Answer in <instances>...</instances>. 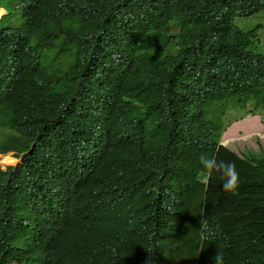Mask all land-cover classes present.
<instances>
[{
  "label": "trees",
  "instance_id": "obj_1",
  "mask_svg": "<svg viewBox=\"0 0 264 264\" xmlns=\"http://www.w3.org/2000/svg\"><path fill=\"white\" fill-rule=\"evenodd\" d=\"M0 6V153L22 154L0 167V264H264V140L218 144L239 111L264 124L238 25L264 0ZM201 154L236 163L235 195Z\"/></svg>",
  "mask_w": 264,
  "mask_h": 264
},
{
  "label": "clouds",
  "instance_id": "obj_2",
  "mask_svg": "<svg viewBox=\"0 0 264 264\" xmlns=\"http://www.w3.org/2000/svg\"><path fill=\"white\" fill-rule=\"evenodd\" d=\"M0 8L4 10V13L0 15V18H1L2 16H5L6 10L2 6H0ZM17 22L18 20L14 19L13 23L15 24ZM113 60H117L118 62V58L115 54L113 55ZM233 120H237V119H233ZM231 121L226 123L219 137L218 144L222 146H227L233 142H236V140H239V139H246V138H241V137L245 136L247 133L245 132L244 135H240L241 130H237L234 127H231L232 125ZM235 132H237L238 134L237 136L234 135ZM258 138L260 140H264V133L261 136H258ZM8 153H11L12 157H14L15 159H19L17 162H19L22 157V154L19 156H14L13 152H10V151L3 153V154H8ZM236 153H237V150H236ZM3 154L0 153V155H3ZM199 161L204 169L203 175L199 177V180L201 183L208 185L210 181L212 180V178L218 175L220 179L223 181L222 190L225 193H228L230 195H235L237 193L240 187V175L237 170L236 163L234 161L232 162H225L223 160L218 161L217 159L209 155H205V154L200 155ZM0 167L4 168L2 166ZM200 223L202 224L203 227L205 228L207 227L206 223H203L202 220H200ZM212 260L214 261V264H225L224 254L219 249H217L215 255L212 257Z\"/></svg>",
  "mask_w": 264,
  "mask_h": 264
},
{
  "label": "rangeland",
  "instance_id": "obj_3",
  "mask_svg": "<svg viewBox=\"0 0 264 264\" xmlns=\"http://www.w3.org/2000/svg\"><path fill=\"white\" fill-rule=\"evenodd\" d=\"M4 13V10L0 8V15ZM239 27L255 29L256 36L258 40L256 41L257 50L260 52H264V10L259 11L256 14L249 16L247 19L243 20L242 22H238ZM234 111H230L233 113ZM264 112H261V118L263 119ZM260 115L257 114H243L240 111L236 113L234 118L236 117L237 120L230 119L229 121L232 122L231 127H234L237 130H241L240 135H244L246 132L247 134L241 138L251 137L252 144L254 149L257 148V144L253 141V136H261L264 133V124L262 123ZM228 121V122H229ZM237 136V132L234 133ZM259 139V138H258ZM262 139V138H261ZM6 159V161H4ZM19 159H13L12 154H3L0 155V166L4 167L8 164H14Z\"/></svg>",
  "mask_w": 264,
  "mask_h": 264
},
{
  "label": "bare ground",
  "instance_id": "obj_4",
  "mask_svg": "<svg viewBox=\"0 0 264 264\" xmlns=\"http://www.w3.org/2000/svg\"><path fill=\"white\" fill-rule=\"evenodd\" d=\"M13 159H15L14 157H13ZM4 161H6V159H4ZM237 197H238V195H237ZM234 199V198H233Z\"/></svg>",
  "mask_w": 264,
  "mask_h": 264
}]
</instances>
